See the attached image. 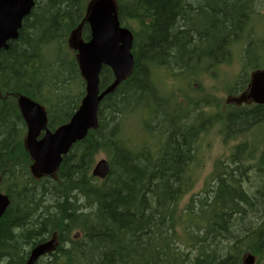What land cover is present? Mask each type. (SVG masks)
Segmentation results:
<instances>
[{"label": "trees", "instance_id": "trees-1", "mask_svg": "<svg viewBox=\"0 0 264 264\" xmlns=\"http://www.w3.org/2000/svg\"><path fill=\"white\" fill-rule=\"evenodd\" d=\"M88 1L34 0L17 39L0 51V176L10 201L0 218V264H26L54 235L56 248L35 264H241L246 252L264 263V145L254 165L245 164L252 155L244 145L218 159L216 186L179 208L191 190L185 170L194 136L202 122L222 116L189 123L177 110L168 117L171 100L153 81L164 69L183 76L228 59L237 44L255 62L253 21L261 18L262 0H118L121 23L137 27L133 73L101 102L97 129L62 158L56 176L32 178L16 97L45 106L50 130L68 122L84 91L66 40ZM82 38H89L88 26ZM112 78L103 68L101 91ZM150 103L155 116L143 125L159 130L160 141L133 149L120 123ZM262 117L264 106L230 110L225 119L239 134ZM101 151L110 171L97 181L90 170Z\"/></svg>", "mask_w": 264, "mask_h": 264}, {"label": "water", "instance_id": "water-1", "mask_svg": "<svg viewBox=\"0 0 264 264\" xmlns=\"http://www.w3.org/2000/svg\"><path fill=\"white\" fill-rule=\"evenodd\" d=\"M32 6V0H0V51L7 50V43L17 39L21 22L30 15ZM86 23L89 26L90 41L84 43L76 40L75 43L80 74L85 82V96L70 121L50 132L46 112L40 105L24 97L17 100L27 127L25 148L39 176H53L60 167L62 156L67 155L72 145L83 140L89 130L96 129L99 103L128 76L133 66L130 54L131 36L126 30L119 28L114 0L93 1L88 8ZM103 66L110 68L114 82L99 94L98 77ZM248 97L258 104H264V72L253 75ZM42 132L44 134L41 136ZM108 173L109 165L106 160L99 161L92 169V176L101 180ZM8 204L7 196L0 194V218ZM55 246V238L37 245L27 264H35ZM247 264H252V259Z\"/></svg>", "mask_w": 264, "mask_h": 264}, {"label": "rangeland", "instance_id": "rangeland-1", "mask_svg": "<svg viewBox=\"0 0 264 264\" xmlns=\"http://www.w3.org/2000/svg\"><path fill=\"white\" fill-rule=\"evenodd\" d=\"M259 9L261 12H263V15H261L262 18H258L256 20H254L253 26L259 32V35L264 38V31H263L264 30V0H262L261 6L259 7ZM262 45H264V43H262ZM239 48H240V44H237L234 46V48H233L234 57L232 59L233 64L230 66V69L228 70V73L233 74V75H235L239 72V59L241 56V50L238 53ZM258 49H259L258 63H262V62H264V46L259 47ZM157 74L158 75L156 76V79L154 78V82H156L158 84V86L161 88V90L169 93L166 96H168L167 98L170 99L171 102L173 103L171 108L168 110L167 116L168 117L175 116V114H173L174 111H177V110L182 111V110L178 109V104H177L176 98L180 99V97H181L183 99V96H187L188 98L191 97L189 95H184L187 84L183 85V82L180 81L178 76H171V75L164 73L163 71L161 73L158 72ZM233 75H232V77H233ZM170 78L172 79V81L169 80ZM173 83H175L177 85L178 91L182 95H180L178 97L175 95V92L177 91V89L174 88ZM226 84L228 86L229 82H227ZM205 85H208V82H204L203 86L205 87ZM197 90L198 89H196L194 87L195 93H197ZM199 90L201 91V87L199 88ZM192 98H194V97H191L190 99H192ZM187 99H184L183 101H185ZM216 100L218 101L219 104H222L224 102V99L223 100L216 99ZM182 106H184V105H182ZM189 108H190V106H186L183 109L182 113H184ZM155 110H156L155 106L151 105V103H150L149 107H144L142 109L141 113H138L136 110H134L130 113L124 114L122 121L120 123L121 136L123 138L129 140L133 149H136V148L142 149L144 147V148H148L150 150V148L155 143H158L160 141V138L158 137V135H160L159 130L156 131V134H154V136H150L149 134L152 132H148V129H146L143 125L144 120L149 122L154 118ZM213 114H214V112L211 114H208V115H202V116H200V118L203 117V119H204L207 117H211V116H213ZM216 116H221V115L216 114ZM199 122H201V120ZM209 122H210L209 120H206L205 122H202V125L207 124ZM214 144H216V142ZM242 145L243 144H239L238 147L242 146ZM100 159H108V155L104 151H101L96 156L95 161H98ZM222 166H225V164H223ZM195 172L198 174L199 182H206L207 176L209 175V173L211 171H195ZM198 187H196L194 192L197 191ZM190 195H191V193L184 196L185 199L182 200L183 202H181L179 204L181 208L186 203L187 198L188 199L190 198ZM262 264H264V263H262Z\"/></svg>", "mask_w": 264, "mask_h": 264}, {"label": "flooded vegetation", "instance_id": "flooded-vegetation-1", "mask_svg": "<svg viewBox=\"0 0 264 264\" xmlns=\"http://www.w3.org/2000/svg\"><path fill=\"white\" fill-rule=\"evenodd\" d=\"M251 106H253V105H251ZM250 106V107H251ZM256 108V107H262L261 105H255V106H253V107H251V108H249V109H247V110H250V109H252V108ZM244 111H246V110H244ZM264 119V117H262V118H260L259 120H257V121H255V122H253V123H251L246 129H244V130H249V129H251L253 126H255L256 124H258V123H260L262 120Z\"/></svg>", "mask_w": 264, "mask_h": 264}, {"label": "bare ground", "instance_id": "bare-ground-1", "mask_svg": "<svg viewBox=\"0 0 264 264\" xmlns=\"http://www.w3.org/2000/svg\"><path fill=\"white\" fill-rule=\"evenodd\" d=\"M32 1H33V6H34V0H32ZM78 2H79V1H78ZM127 2H128V1H127ZM127 5H128V4H127ZM33 6H32V8H33ZM83 6H84V5H83ZM131 51H132V48H131ZM131 51H130V54H131V56H132V52H131ZM132 57H133V56H132ZM109 171H110V169H109ZM108 174H109V173H108ZM106 177H107V176H106ZM106 177H105V178H106ZM105 178H104V179H105ZM104 179H103V180H104ZM32 251H33V250H32ZM32 251H31L30 254H29V258H28V260L30 259V256H31ZM28 260H27V262H28ZM27 262H26V264H27Z\"/></svg>", "mask_w": 264, "mask_h": 264}]
</instances>
